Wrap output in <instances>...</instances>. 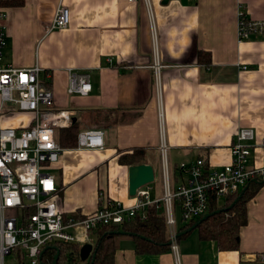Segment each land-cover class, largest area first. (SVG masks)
Instances as JSON below:
<instances>
[{
    "label": "crops",
    "instance_id": "crops-1",
    "mask_svg": "<svg viewBox=\"0 0 264 264\" xmlns=\"http://www.w3.org/2000/svg\"><path fill=\"white\" fill-rule=\"evenodd\" d=\"M56 1L31 0L26 14L23 4L5 9L4 62L16 69L36 64L53 108L70 111L78 132L93 129L89 114L116 113L99 129L101 150L61 147L47 170L62 214L86 216L100 198L131 205L129 167L150 166L153 181L160 176L162 185L163 164L171 189L184 182L179 164L197 159L211 169L228 164L240 128L252 129L256 144L264 138V35L236 40L238 11L264 20V0H149L151 18L140 1L61 0L68 25L42 37L37 21ZM11 10L18 12L12 16ZM198 53L207 55V66L197 61ZM69 72L87 76L86 96L66 94ZM30 121L29 114H14L1 125L20 130ZM263 155L255 146L247 167H259ZM120 156L132 162L122 165ZM245 216L236 251L199 240L193 229L175 241V254L170 249L136 254L133 240L124 237L113 264H264V183L247 201Z\"/></svg>",
    "mask_w": 264,
    "mask_h": 264
},
{
    "label": "built area",
    "instance_id": "built-area-1",
    "mask_svg": "<svg viewBox=\"0 0 264 264\" xmlns=\"http://www.w3.org/2000/svg\"><path fill=\"white\" fill-rule=\"evenodd\" d=\"M136 1L143 3L151 18L149 0H126ZM5 9L0 8V264L12 253L18 261L39 264L45 248L60 244L77 245L78 250L85 244L92 248L90 237L98 228L120 225L155 203L162 205L169 249L175 254V210L182 227L189 225L207 214L211 194L217 202L240 193L250 180L264 178V155L259 167H247L252 149H264V138L256 144L253 130L240 128L229 148V163L219 169L209 168L201 159L179 164L177 171L186 179L170 189L162 164L163 189L157 200L150 198L146 185L135 191L129 206L100 198L96 209L86 216L62 214L57 208L53 177L47 170L57 163L63 151L56 143L55 132L71 126L72 114L53 108L52 93L39 79L41 69L36 64L16 69L4 62ZM68 21V10L57 0L50 14L43 13L38 19L37 28L43 37L66 28ZM262 35L264 20H249L238 11L237 42ZM65 91L68 96H86L90 92L87 76L69 72ZM14 114H29V125L20 130L1 125L3 117ZM103 146L101 130L88 129L76 135L74 149L101 150ZM159 148L162 153L163 145Z\"/></svg>",
    "mask_w": 264,
    "mask_h": 264
},
{
    "label": "trees",
    "instance_id": "trees-1",
    "mask_svg": "<svg viewBox=\"0 0 264 264\" xmlns=\"http://www.w3.org/2000/svg\"><path fill=\"white\" fill-rule=\"evenodd\" d=\"M22 4L23 0H0V8H19L22 7ZM204 55L198 53L197 61L207 66L209 60L207 55H205L206 60H201ZM94 114H89V125L93 126V129L99 130L109 121L108 116H113L116 113L115 111H104V113ZM78 128L76 121H74L69 128L56 130V143L62 148L74 149ZM135 153L139 154V152ZM118 161L122 165L132 162L131 159H125L122 156L118 158ZM262 183H264L262 179L250 180L241 196H239V193L227 196L219 206L211 194L208 198L207 208V213L210 215L194 228L198 239L213 241L217 248L222 251H236L238 248V230L246 223L245 205ZM214 211L217 212L212 213ZM194 223L179 228L176 233L186 231ZM188 233L185 232L176 240ZM124 237L133 240L136 254L167 251L169 249V245H167L168 235L162 205L160 203L149 205L120 225L98 228L92 233V250L94 251L92 259L90 257L80 259L77 245L60 244L48 247L41 255L40 261L49 264L56 251H58L56 264H113L114 252L117 249L118 242Z\"/></svg>",
    "mask_w": 264,
    "mask_h": 264
},
{
    "label": "water",
    "instance_id": "water-1",
    "mask_svg": "<svg viewBox=\"0 0 264 264\" xmlns=\"http://www.w3.org/2000/svg\"><path fill=\"white\" fill-rule=\"evenodd\" d=\"M165 3L167 0H163ZM153 181V172L152 168L148 165H136L128 168V185H127V193L128 196L133 197L135 195V191L141 187H144ZM264 182V178L262 179ZM244 192V189L239 193V196L242 195ZM217 211H214L212 213H216ZM210 214H204L198 221H196L193 225H191L186 231L178 232L175 235V238L179 237L180 235H183L185 232H189L193 230L197 224H199L201 221L205 220L209 217ZM123 234V233H121ZM170 244V241H167V245ZM45 248L39 256V260L41 258V255L46 250ZM58 251H56L55 255L53 256L51 262L49 264H56ZM79 257L81 259H86L90 257L91 259L94 257V251L92 250L91 246L88 244L83 245L79 249ZM39 264H44L41 261Z\"/></svg>",
    "mask_w": 264,
    "mask_h": 264
},
{
    "label": "rangeland",
    "instance_id": "rangeland-1",
    "mask_svg": "<svg viewBox=\"0 0 264 264\" xmlns=\"http://www.w3.org/2000/svg\"><path fill=\"white\" fill-rule=\"evenodd\" d=\"M31 6H32L31 0H23V7H22L23 8V11H21L22 14H26L27 11L31 9ZM16 12H18V11H12V10L10 11V13L12 14V16ZM154 170L156 171V176L158 177L159 176V168L157 166H155L154 167ZM182 177L180 178V181H184V176H182ZM161 186L162 185H161V178H160V176H159V178L156 179V181H153L152 183L148 184V187L151 189L150 190V198L151 199H152V196L153 195H156L157 193H159V191H160V194H161ZM222 200H219L218 205L221 203ZM173 219L175 221L174 228L177 231L179 228L182 227V225L180 224V221H179V215H178L177 210L174 211ZM193 234H195V233L193 232ZM81 261H83V260H81ZM4 264H28V262L25 259L22 262L21 261H18L17 258H14V253H12L10 256H8V257H6L4 259Z\"/></svg>",
    "mask_w": 264,
    "mask_h": 264
}]
</instances>
